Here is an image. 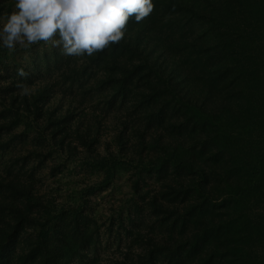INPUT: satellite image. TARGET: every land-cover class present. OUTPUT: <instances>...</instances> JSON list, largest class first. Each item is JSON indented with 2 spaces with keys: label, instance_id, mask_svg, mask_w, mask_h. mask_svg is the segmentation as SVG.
Segmentation results:
<instances>
[{
  "label": "trees",
  "instance_id": "1",
  "mask_svg": "<svg viewBox=\"0 0 264 264\" xmlns=\"http://www.w3.org/2000/svg\"><path fill=\"white\" fill-rule=\"evenodd\" d=\"M153 4L0 49V264H264V0Z\"/></svg>",
  "mask_w": 264,
  "mask_h": 264
},
{
  "label": "clouds",
  "instance_id": "2",
  "mask_svg": "<svg viewBox=\"0 0 264 264\" xmlns=\"http://www.w3.org/2000/svg\"><path fill=\"white\" fill-rule=\"evenodd\" d=\"M153 9V0H12L11 11L0 13V49L43 42L62 56H91L119 43L129 20L140 22Z\"/></svg>",
  "mask_w": 264,
  "mask_h": 264
},
{
  "label": "rangeland",
  "instance_id": "3",
  "mask_svg": "<svg viewBox=\"0 0 264 264\" xmlns=\"http://www.w3.org/2000/svg\"><path fill=\"white\" fill-rule=\"evenodd\" d=\"M126 190V187L122 185V191H125Z\"/></svg>",
  "mask_w": 264,
  "mask_h": 264
}]
</instances>
